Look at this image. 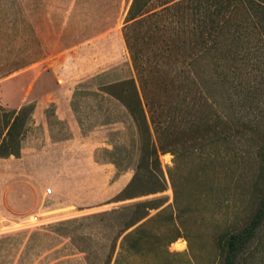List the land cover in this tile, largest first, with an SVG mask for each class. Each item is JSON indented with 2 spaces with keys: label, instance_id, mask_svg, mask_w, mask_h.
Segmentation results:
<instances>
[{
  "label": "rangeland",
  "instance_id": "obj_1",
  "mask_svg": "<svg viewBox=\"0 0 264 264\" xmlns=\"http://www.w3.org/2000/svg\"><path fill=\"white\" fill-rule=\"evenodd\" d=\"M168 1L148 0L146 9ZM233 1L230 8L217 5L225 18L205 19L203 30L216 49L190 66V13L181 23L148 19L129 30L131 45L158 85L150 101L166 105L159 120L170 136L164 152L157 151L163 190L113 202L138 158V137L120 100L131 81L140 95L122 37L131 0H0V129L11 112L25 107L23 136L33 134L35 104L36 115L43 112L49 126H59L52 101L64 108L71 99L83 131L96 127L101 142L20 143L23 158L58 159L50 166H59V173L66 165L62 158L78 159L84 185L78 202L54 201L48 184L41 199L31 189L13 197L20 162L0 159V264H222L216 236L238 227L264 190V0ZM242 5L246 19L235 12ZM189 68L200 88L190 82ZM201 88L209 106H201ZM175 159L174 182L188 206L169 220L167 171ZM155 199L161 207L147 217L161 209L165 215L137 232L128 249L123 237L145 219L123 230L129 213L121 208ZM259 238L239 264H264V232Z\"/></svg>",
  "mask_w": 264,
  "mask_h": 264
},
{
  "label": "trees",
  "instance_id": "obj_2",
  "mask_svg": "<svg viewBox=\"0 0 264 264\" xmlns=\"http://www.w3.org/2000/svg\"><path fill=\"white\" fill-rule=\"evenodd\" d=\"M241 1L248 4L253 3V0ZM221 2L226 3V8H230V6L234 5L233 0H170L160 4L156 10H147L148 0H131L124 18L122 37L137 77L140 95L134 83L131 81L128 83V90L126 89V92H124L125 96L122 95V91L120 100L133 123L136 136L138 137V158L133 169V174L125 186L113 198V202L155 194L163 190L165 179L158 162L157 151L161 152L165 149L162 143H165L166 139L170 136L168 127H166V125L164 126L163 122L159 120L161 116L163 117L166 105L160 103L154 105V103L150 101V94L153 96L158 85L154 84V81L151 80V71L144 68L140 51L134 49V46L131 45L129 30L140 25V23L143 24L146 20L148 21V19L149 21L154 20L155 23H162V21L173 24L176 22L181 23L184 20L185 13H190L192 15L190 19L191 23L189 22V24L186 25L194 28L193 30L191 29L192 32L190 36L195 43L192 49L188 48L189 53L187 58H189L190 61H188L186 65L190 66L194 62L207 59V57L212 55L213 50L216 49L209 43H213L215 39H210L211 34L203 30V28L207 26V21L205 19L212 15L217 18L221 16V19L225 18L226 13L223 14L221 12L222 8H217V5L221 6ZM235 12L244 19L248 18L247 10L244 5L235 8ZM144 14L145 16L137 19V17ZM227 14H230V12ZM229 22L228 18L225 19V23ZM230 23L231 25L228 26L234 30L236 25L232 22ZM221 28H223V26ZM234 31H236V29ZM217 49L221 50L220 47H217ZM166 52L167 55H165L164 58L170 56V51L168 50ZM215 58L218 59L219 57ZM189 71L192 72V69L189 68ZM189 79L195 87L200 88V84L193 72L189 74ZM164 90L165 87L162 91ZM199 92L202 101L201 106H209V99L206 92H204L202 88L199 89ZM24 111L25 107H21L17 111L11 112L9 119L4 121L0 129V159L8 157L17 158L19 156L21 147L20 141L24 133ZM154 143H156V145ZM171 154L173 155L174 153ZM260 162L259 171L264 174V159L262 158ZM178 167L179 163L175 159L172 162V167L167 171V178L170 182V188L173 194L172 205L169 207L172 211H170L168 215L169 220H171L173 216L175 219L178 218L188 206L187 201L182 197L183 189L177 187L174 182ZM159 207H161V203L159 199H155L142 203H133L121 208L127 210L129 213L128 221L123 230L145 219L139 227L134 228L123 237V243H127L126 247L128 249L133 248L132 245H128V241H130L137 232L148 223L159 220L165 215L166 209H161L156 211L152 216L147 217L150 210H157ZM263 232L264 190L259 196L250 215L238 227L228 228L226 231L216 236L217 246L221 251V263L239 264L240 258L253 247L254 243L259 241V235Z\"/></svg>",
  "mask_w": 264,
  "mask_h": 264
},
{
  "label": "crops",
  "instance_id": "obj_3",
  "mask_svg": "<svg viewBox=\"0 0 264 264\" xmlns=\"http://www.w3.org/2000/svg\"><path fill=\"white\" fill-rule=\"evenodd\" d=\"M52 104L54 106L53 119L59 122L60 125L49 126L46 122V115L43 112L41 116L36 115L38 114L36 112L38 109H36L37 104H35L30 113V118L33 120L31 126L34 133L25 134L20 143H101L98 138L100 133L96 131V127L83 131L82 126L77 121L76 112L71 108V99L66 102L64 108L55 101H52ZM58 128L63 132L61 137L56 136ZM21 153L22 146L19 154ZM20 156L21 158H5L7 160L14 158L20 162L18 170L13 177L15 184L13 197L15 191L20 193V191L24 192L27 189H31L35 190L41 199L43 186L48 184L52 186V199L54 201H63L62 203L65 204L72 201L78 202V196L84 191V185L82 184V169L79 167L78 159L75 156L62 158V162L66 164L63 166V173H59V166H50V163H53L52 160L55 159L54 157L23 158L22 154ZM33 163L35 166H32ZM110 177L111 175L109 174L104 175L103 182L106 184ZM13 204L15 205L16 203L13 202Z\"/></svg>",
  "mask_w": 264,
  "mask_h": 264
},
{
  "label": "built area",
  "instance_id": "obj_4",
  "mask_svg": "<svg viewBox=\"0 0 264 264\" xmlns=\"http://www.w3.org/2000/svg\"><path fill=\"white\" fill-rule=\"evenodd\" d=\"M51 189L50 188H46L44 190V195H50Z\"/></svg>",
  "mask_w": 264,
  "mask_h": 264
}]
</instances>
